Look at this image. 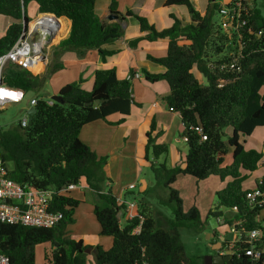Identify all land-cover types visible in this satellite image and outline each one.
I'll list each match as a JSON object with an SVG mask.
<instances>
[{
  "label": "trees",
  "instance_id": "1",
  "mask_svg": "<svg viewBox=\"0 0 264 264\" xmlns=\"http://www.w3.org/2000/svg\"><path fill=\"white\" fill-rule=\"evenodd\" d=\"M249 1L253 9L242 31L243 58L236 70L229 68L239 55L236 36L230 37L221 30L216 0H209L203 13L192 0H165L167 8L185 7L189 20L169 14L173 23L162 30H157L143 15L129 10L123 15L117 0H110L108 5L109 16L116 18L112 22L97 16L96 0H0V17L12 21L0 35V55L10 49L23 31L22 21L30 22L29 4H34L38 13L54 14L68 22L66 35L53 51L58 63L47 68L44 75L9 64L0 80L3 87L22 90L29 100H37L32 122L26 127L20 121L13 129L0 127V150L8 177L36 190L53 192L50 211L62 214L59 224L52 228L0 223V254L7 256L10 264H35V251L40 245H47L43 249V264H87L89 255L94 264H199L187 257L179 230L199 233L204 224L197 208L183 211L178 192L172 187L179 176H191L197 181L217 176L224 187L216 192V207L211 214L221 218V208L231 212L222 225L228 226L229 231L234 227L243 236L260 230L258 247L264 248V217H260L263 208H251L245 198L251 189L245 183L259 167L264 168L262 151L246 148L245 141L255 129L264 128V16L257 7L264 0ZM127 17L136 21L143 34L130 40L129 47L135 48L141 41L167 42L163 57L146 55L148 61L165 68L164 72L151 73L144 68L140 72L146 83L167 84L169 91L162 100L169 112L179 116L183 126L181 137L187 139L183 164L168 166L165 162L157 163L168 154V146L159 142L164 130L158 129L152 120L145 132V160L155 182L169 190L171 217L152 215L141 206L151 193L147 189L141 192L144 199L136 200L140 206L136 215L126 218V205L117 202L111 191L103 193L101 187L109 182L104 173L107 157H98L79 137L87 124L107 121L116 114L119 119L113 124L119 125L130 115L132 106L142 107L133 99L134 70L129 71L128 78H118L115 68L96 69L90 90L81 88L83 81L79 78L58 91L62 102L46 104L45 84L55 70L63 68L59 58L67 52L83 57L94 50L106 61L115 51L105 46L123 36L122 23ZM195 127L202 128L206 140H201ZM228 153L231 160L225 163ZM82 180L100 200L93 214L100 236L112 240L108 250L68 236L66 227L73 222L79 200L65 193L70 191L69 185L77 186ZM254 185H258L257 180ZM258 186L264 190V171ZM137 228L138 233H134ZM244 239L234 244L236 252L247 246ZM233 262L251 264L244 256L234 257Z\"/></svg>",
  "mask_w": 264,
  "mask_h": 264
},
{
  "label": "rangeland",
  "instance_id": "2",
  "mask_svg": "<svg viewBox=\"0 0 264 264\" xmlns=\"http://www.w3.org/2000/svg\"><path fill=\"white\" fill-rule=\"evenodd\" d=\"M192 1L196 9L205 11L209 0ZM158 2L160 5L162 3V0H158ZM216 2L219 4L222 2V0H216ZM257 7L260 9L261 13L264 16V2H258ZM180 9L186 11V8L183 6H181ZM27 11V15L30 18V21L34 19L38 14L37 8L34 4H29V6H27ZM9 20L10 19L8 18L0 17V34L4 32V28L6 27ZM64 27L65 28L63 36L67 33V21H64ZM54 49L55 46L51 47V49L49 50V63L46 66L47 68H52L54 64L58 63L57 59H54L53 57ZM74 55L76 54L74 53ZM74 58H76V56L73 57V59ZM59 63L61 62L59 61ZM46 67L44 69H46ZM194 74L196 75V77L200 76L195 71ZM77 75V65L63 67L55 70L49 77L48 95L46 97L47 100L51 99L53 95H56L55 93H53V86L55 83H57L58 81H68L69 83L75 81L77 82L79 80ZM201 80L204 83L203 78ZM161 83L165 84L164 82ZM133 85L137 92V85L142 87L143 84L135 81ZM26 100L27 97L23 102L19 104H10L6 109L0 112V127L4 129H13L17 125V123L25 117L23 107ZM159 102L161 103L162 101L159 99ZM154 113L156 125H158V121L159 124H165V126L168 128L167 133L160 138V141L168 146V154L166 156L160 157L157 163L165 162L168 166H178L179 160L182 159V154L187 153L185 144L180 140L182 131L179 126L180 119L176 114H173L171 112H168L167 117L163 116V113L160 112L155 111ZM160 116H162L161 119ZM162 119L164 123L160 121ZM142 120V116H139L138 122H141ZM157 128L159 129V127ZM227 132H229L228 129ZM245 141L246 148L255 149L257 151L262 150V144L264 142V128L255 129L251 137L245 139ZM135 145L136 144L133 141L128 140L124 142L122 140L119 142L118 147H115V151L117 153L124 152L126 155L119 154V161H117L116 164L112 165L113 169L111 171V174L108 175L109 182L101 186L103 193H108L113 187V190L115 192H122L120 196L123 202H130L134 199H144L141 192H144L147 189H151V193L147 195L145 202H143L141 206L144 207V209L152 215L161 213L167 217H171L172 208L167 204L169 190L164 188L162 184L155 182L154 176L149 168V163L145 160V144H143V142H140L139 147ZM135 157H138L139 160H136ZM149 159H151L150 154ZM224 159L225 163H229L231 160L230 153H228ZM110 160L111 157L109 159L107 157V161ZM127 168H130L131 171H127ZM261 173L263 174V170L261 171V168L259 167L257 172L255 174H252L249 180L255 179L256 175V177L260 179ZM83 183L85 184V182ZM129 183L133 184L135 188L124 191L123 188L126 187ZM141 185L145 186L143 191H141ZM245 186L251 188L253 186V181H251L250 183H245ZM172 187L178 192V195L181 199L183 211L187 212L192 207L197 208L200 220L204 224L202 230L199 233L193 232L191 229L186 228H181L179 230L181 241L187 257L196 260L200 264L203 262L204 257L212 254V247L218 248L219 251H222L224 247L225 249L229 248L228 244L229 242L233 241L234 237L233 234L229 231L228 226L221 224L222 221H225L231 215V212L221 208L220 211H222V213L224 214V216L222 217L223 219L215 218L211 214L216 207V192L222 190L224 187V184L220 182V179L217 176H210L205 180L197 181L191 176H179L176 183ZM65 194L79 200V205L73 213V222L67 224L66 227L68 234L73 235V238H75L77 234H83V232L87 231V228H91L89 222L90 219H94L95 223H97L93 214V209L95 205L100 204V200L98 199L96 193L87 188L86 184L85 186L82 184L77 185L76 188ZM135 205L136 206L133 209V212L136 213V211L140 209V206L138 207L137 203H135ZM260 217H264V209L261 211ZM222 238L223 241H221ZM217 243L221 244L215 246V244ZM89 244H91V242H89ZM46 246L47 245L37 246L35 251V264H43V249ZM88 257L91 258H89V261L87 259V264H93V256L89 255Z\"/></svg>",
  "mask_w": 264,
  "mask_h": 264
},
{
  "label": "crops",
  "instance_id": "3",
  "mask_svg": "<svg viewBox=\"0 0 264 264\" xmlns=\"http://www.w3.org/2000/svg\"><path fill=\"white\" fill-rule=\"evenodd\" d=\"M164 1L165 0H162V3L159 5L158 0H117L118 10L120 11V13L124 15L126 11L129 10L134 14L143 15L147 18L150 24L154 25V27L157 30H162L172 25L173 20L169 17V14H176L185 21L189 20L187 11L180 9L181 6H173L167 8L164 6ZM109 3L110 0H96L95 12L97 16L100 18V20L112 22L111 20L108 19ZM198 11L200 13L204 12L200 10ZM64 21L65 20L63 19V24ZM11 22H12L11 20L7 22L4 31ZM122 28L124 30L123 36L119 40H117L114 44L105 46L107 50L115 51V54L108 57L104 62L101 60L100 56L94 50L88 51L83 57L77 58V56L74 55V53L67 52L64 53L59 58V61L63 64V67H69L75 65L78 66L77 76L78 79L79 78L82 79L83 82L81 83V88L85 90H90L92 88L93 80H94L93 79L94 71L96 69L115 68L118 78H127L130 70H134V72L139 75L138 78H133L132 80V90H133V99L135 102L143 105L141 108L132 106L130 115L125 119V121L122 124L119 125L113 124L119 119V116L112 115L108 117L107 121L99 120L85 125L81 129L79 134L81 141L84 144H86L90 148V150L93 151L98 157H108V159L111 157V160L107 161V165H105L104 167V173L107 178L108 175L111 174V171L113 169L112 165L116 164L117 161H119L120 159L119 154L126 155L124 152L117 153L115 151V147H118L119 142L122 140L124 142L130 140L135 142L137 147H139L140 142H143V144H145V132L147 131L151 121L155 120L154 112L156 111L163 113V116L165 117L168 116L167 114L169 112L166 108L165 103L162 100V98L165 97L169 91L167 84L164 81H159L154 84L146 83L143 80V76L141 75L140 72L142 68L148 70L151 73L164 72L165 68L148 61L146 55L149 54L154 57H163L167 51V42L164 40L156 41V42L141 41L135 48H131L129 47L128 42L136 37L142 36L143 34L139 31V27L136 21L131 17H127V20L122 23ZM3 33L4 32H2L1 34ZM75 56L76 58L73 59V57ZM46 70L47 67L46 69L43 68L39 72V74L40 75L44 74ZM135 81L143 84L142 87L137 85V92L133 85ZM161 82H164L165 84ZM68 83H69L68 81L67 82L58 81L53 86L54 88L53 93L57 94L58 91L61 89V87H63L64 84H68ZM48 84H49V80L45 84V93L47 95H48ZM159 99L162 101L161 103L159 102ZM29 107H30L29 96H27V100L23 107L24 114H26V110ZM139 116H142L143 118L141 122H138ZM161 117L162 116H160V119ZM160 121L164 123L163 119ZM157 124L160 125V126L156 125L157 127H159V129L162 128L164 130L163 135L166 134L168 128L165 126V124H159L158 121ZM179 126L183 131V126L181 124V121ZM160 138H159V142H161ZM262 148L263 149L261 151L262 153H264V147ZM185 156L186 153H183L182 159L179 160L178 162L179 165L183 164ZM135 159L139 160L138 157H135ZM127 171H131V169L127 168ZM256 172H254L253 174H255ZM256 176L255 179L249 180L250 182L253 181V186L251 188L255 186L254 183L258 179V177ZM83 182L84 180H82L80 184L85 186ZM130 185L133 184L129 183L126 187L123 188L124 191L130 190L129 189ZM144 188L145 186L141 185V191H143ZM111 192L117 199H121L120 196L122 194L121 191L115 192L112 187ZM136 200L137 199H134L133 201ZM219 219H223V218L221 217ZM89 222L91 228H87L86 232H83V234H77L75 238H73V235L68 234V236L75 240H82L84 244H89V242H91V244L89 245H100L102 246L103 249L108 250L112 245V240L109 237L100 236L99 225L95 223L94 219H90ZM122 222L124 223L125 220H122ZM223 222L225 221H222V224ZM89 258L91 257L87 258L88 261Z\"/></svg>",
  "mask_w": 264,
  "mask_h": 264
},
{
  "label": "built area",
  "instance_id": "4",
  "mask_svg": "<svg viewBox=\"0 0 264 264\" xmlns=\"http://www.w3.org/2000/svg\"><path fill=\"white\" fill-rule=\"evenodd\" d=\"M253 4L249 0H229L225 3H219L218 16L221 30L228 36H236L239 55L233 63L229 65L230 69L239 70V60L243 58L242 49L245 42L243 41L242 31L247 26L248 19L251 15ZM250 32V29H246ZM64 32L63 19L54 14L38 13L34 19L26 24V28L21 32L15 43L8 51L0 55V80L4 69L9 64H16L21 69L27 70L32 74H39L49 63L48 53L51 47H54L61 40ZM139 75L135 74L134 78ZM128 78V77H127ZM3 87L0 84V112L6 109L10 104L21 103L26 95L22 90H14ZM12 90V91H11ZM3 91L17 95H7ZM37 100L35 98L29 100V106L33 107ZM53 100H46L47 105H52ZM28 123L27 115L20 121L22 127H26ZM192 130V128H191ZM194 130L206 140L202 128L195 127ZM182 143L186 142V137H181ZM264 171V168H262ZM258 185L261 178L257 180ZM255 185L246 193L247 204L251 208L264 209V190ZM76 188V185H69L67 190ZM135 188L133 185L129 189ZM51 191L36 190L29 185L19 184L8 177V170L2 158L0 150V223L9 225H20L26 227L52 228L59 224L62 219L61 213L50 211L49 202L52 197ZM117 202L126 205L125 212L128 219H132L136 214L133 212L135 201L123 202L117 199ZM139 229H135L134 233H138ZM230 232L234 234L233 241L229 242V251L232 260L247 257L251 264H264V248L260 249L258 243L261 239V231L258 229L251 230L245 236L232 227ZM247 244L241 252L233 249L236 242ZM0 264H10L9 258L0 254Z\"/></svg>",
  "mask_w": 264,
  "mask_h": 264
},
{
  "label": "water",
  "instance_id": "5",
  "mask_svg": "<svg viewBox=\"0 0 264 264\" xmlns=\"http://www.w3.org/2000/svg\"><path fill=\"white\" fill-rule=\"evenodd\" d=\"M108 19L109 20H115L116 18L114 16H108ZM25 28H26V23L23 20L22 21V29L24 30ZM51 100H53L56 103L62 102L61 96L59 94L53 95L51 97ZM34 114H35L34 107H29L26 110V115H27L29 124L32 122V118H33ZM222 241H223V238H222ZM220 244L221 243H217V244H215V246L220 245ZM55 246H57V243L55 244ZM212 250L215 251L216 253L213 255L211 254L209 256L204 257V259H203L204 263L203 264H235L232 260L231 253H230L228 248H226V251L222 256L217 254V252L219 251L218 248L212 247Z\"/></svg>",
  "mask_w": 264,
  "mask_h": 264
},
{
  "label": "flooded vegetation",
  "instance_id": "6",
  "mask_svg": "<svg viewBox=\"0 0 264 264\" xmlns=\"http://www.w3.org/2000/svg\"><path fill=\"white\" fill-rule=\"evenodd\" d=\"M225 251H226V249H225V247H224V248L222 249V251H218L217 254L222 256V255L225 253ZM215 253H216V252L213 251V252H212V255L215 254Z\"/></svg>",
  "mask_w": 264,
  "mask_h": 264
},
{
  "label": "bare ground",
  "instance_id": "7",
  "mask_svg": "<svg viewBox=\"0 0 264 264\" xmlns=\"http://www.w3.org/2000/svg\"><path fill=\"white\" fill-rule=\"evenodd\" d=\"M8 90H10V89H8ZM11 91H12V90H11ZM11 91H8V92L3 91V92H4L5 94H7V95H12L13 97H16V98H17V95L11 93Z\"/></svg>",
  "mask_w": 264,
  "mask_h": 264
}]
</instances>
